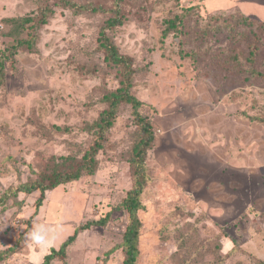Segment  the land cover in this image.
I'll use <instances>...</instances> for the list:
<instances>
[{"label":"rangeland","instance_id":"1","mask_svg":"<svg viewBox=\"0 0 264 264\" xmlns=\"http://www.w3.org/2000/svg\"><path fill=\"white\" fill-rule=\"evenodd\" d=\"M117 3L122 23L105 34L133 59L130 93L141 105L121 103L100 131L106 96L125 73L100 47ZM236 3L0 0V264H41L76 229L65 258L51 264H122L129 220L119 206L133 185L143 123L154 141L135 264H264V125L247 119L264 118V77L245 74L248 44L264 43V27L257 17L244 21ZM255 69L264 74V55ZM101 133L94 175L46 191L36 213L38 191L14 194L51 163L75 166ZM243 167L245 175L229 171ZM107 215L104 226L80 230ZM34 227L45 237L39 245L28 239Z\"/></svg>","mask_w":264,"mask_h":264},{"label":"trees","instance_id":"2","mask_svg":"<svg viewBox=\"0 0 264 264\" xmlns=\"http://www.w3.org/2000/svg\"><path fill=\"white\" fill-rule=\"evenodd\" d=\"M122 1V0H121ZM72 7L76 8V13H81L82 11H90L92 13H100L104 12V8L101 7H79L73 5ZM116 17L107 20L105 27L100 32L101 36V43L100 47L105 52V61L111 63L114 66L124 69L125 73L123 74L124 79L121 81V88L116 92L108 94L106 96V100L109 105V110L104 111L97 123L98 128L100 127L101 130H108L112 126V120L114 115L117 111L118 106L121 103L129 104L134 109L138 108L141 105V102L138 101L135 96L130 93L131 88V75L133 73L132 65L133 59L128 56H122L119 54L117 47L112 44L108 36L105 34V30L109 28H113L116 26L121 25L122 20L119 18L120 13V5L116 4ZM241 14V13H240ZM244 21H250L249 16H245L241 14ZM253 19V18H252ZM23 24L29 23L31 19H21ZM41 21H45V17L41 18ZM180 22L179 17L167 22L166 29L163 32V37L166 38L174 29L177 28V23ZM264 24V22H262ZM261 27H264L262 26ZM253 35V34H252ZM246 37V35H245ZM264 55V43H262L260 37H254V40L250 41L248 44V56L247 59L248 64L251 66L249 71H245L246 75L250 77L257 75L264 77V74L258 72L256 65L258 64V59L260 56ZM236 63L238 62V56H233L232 58ZM4 63L5 57L4 55L0 56V87H2L4 82ZM236 65L239 66L237 63ZM247 119L251 122H256L257 124L264 125V118L260 119L255 116H249ZM142 123V122H140ZM143 138L141 139L140 143L136 145L133 149V156L130 160L131 169H132V177H133V185L131 189L127 192L126 197L120 204V209L125 211L128 216L129 223L126 226V229L123 234L122 243H121V250L124 254V260L122 264H135L137 256H138V249H137V241L140 235L141 230V221L138 217V211L143 209V206L140 202V194L147 183L148 178L146 177V169L145 163L147 159V153L151 149L152 143L154 141V135L151 132L148 123H143L141 125ZM99 139L91 146V148L82 156L80 160H76L72 158V164L75 166L69 165L67 170H62L60 167L55 166L51 163V165L47 166L43 171L37 174V178L32 181H27L26 183L18 186L14 194H32L33 192L38 191L40 193L39 199L36 201L35 204V213L41 207L42 201L44 199V194L46 191H52L59 186L66 185L75 181H78L82 176H92L97 170V156L99 151L102 149V145L104 143L105 138L103 134L99 135ZM71 159V158H70ZM77 165V166H76ZM108 218V215L103 219L97 222H91V224L85 225L80 230H86L90 226H104L105 222ZM78 234V229L75 230V233L67 238L65 242L62 243L58 250L51 249L49 254L43 257V261L41 264H51L52 261L55 259L65 258V252L68 246H70L76 239ZM2 260L0 256V261Z\"/></svg>","mask_w":264,"mask_h":264},{"label":"crops","instance_id":"3","mask_svg":"<svg viewBox=\"0 0 264 264\" xmlns=\"http://www.w3.org/2000/svg\"><path fill=\"white\" fill-rule=\"evenodd\" d=\"M240 3H236V10L240 11L245 16H253L259 18L261 21L264 22V0H239ZM214 160H216L214 158ZM216 163L218 161L216 160ZM238 171L240 174L245 175V167L243 168H229V171ZM245 200H248V197L245 196ZM238 201V200H236ZM235 201V202H236ZM233 202V205H235ZM248 202V201H247ZM244 203V202H243ZM251 202H248L246 206L243 208L245 212L246 209H248V205H250ZM237 204V203H236ZM236 206V205H235Z\"/></svg>","mask_w":264,"mask_h":264},{"label":"clouds","instance_id":"4","mask_svg":"<svg viewBox=\"0 0 264 264\" xmlns=\"http://www.w3.org/2000/svg\"><path fill=\"white\" fill-rule=\"evenodd\" d=\"M28 239L38 245L45 241V237L38 232L36 227L28 234Z\"/></svg>","mask_w":264,"mask_h":264}]
</instances>
